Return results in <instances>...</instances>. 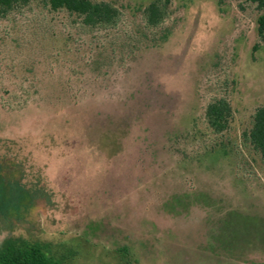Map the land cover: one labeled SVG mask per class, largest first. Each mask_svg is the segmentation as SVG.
<instances>
[{
	"label": "rangeland",
	"instance_id": "obj_1",
	"mask_svg": "<svg viewBox=\"0 0 264 264\" xmlns=\"http://www.w3.org/2000/svg\"><path fill=\"white\" fill-rule=\"evenodd\" d=\"M111 27L30 0L0 15V246L59 264H264L261 11L249 0H92ZM232 108L216 133L208 105Z\"/></svg>",
	"mask_w": 264,
	"mask_h": 264
},
{
	"label": "trees",
	"instance_id": "obj_2",
	"mask_svg": "<svg viewBox=\"0 0 264 264\" xmlns=\"http://www.w3.org/2000/svg\"><path fill=\"white\" fill-rule=\"evenodd\" d=\"M30 0H0V15L4 16L18 6H24ZM54 11L65 10L78 16L83 25L91 28L114 26L119 11L107 2L95 3L92 0H46ZM261 11L258 18V34L264 39V0H249ZM166 3L154 0L145 9V22L149 27H157L165 18ZM209 126L216 133L227 130L232 118V108L228 101L219 99L210 103L206 109ZM244 139L264 158V106L253 115L252 126ZM0 264H59L51 257L47 248L41 244H31L22 240L7 239L0 246Z\"/></svg>",
	"mask_w": 264,
	"mask_h": 264
}]
</instances>
